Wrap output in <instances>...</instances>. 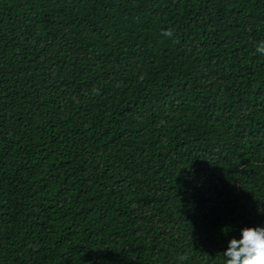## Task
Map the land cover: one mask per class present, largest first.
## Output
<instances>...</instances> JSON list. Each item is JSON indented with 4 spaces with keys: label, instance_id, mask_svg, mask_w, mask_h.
Here are the masks:
<instances>
[{
    "label": "trees",
    "instance_id": "trees-1",
    "mask_svg": "<svg viewBox=\"0 0 264 264\" xmlns=\"http://www.w3.org/2000/svg\"><path fill=\"white\" fill-rule=\"evenodd\" d=\"M261 41L264 0H0V264H224L264 226Z\"/></svg>",
    "mask_w": 264,
    "mask_h": 264
},
{
    "label": "clouds",
    "instance_id": "clouds-1",
    "mask_svg": "<svg viewBox=\"0 0 264 264\" xmlns=\"http://www.w3.org/2000/svg\"><path fill=\"white\" fill-rule=\"evenodd\" d=\"M171 36L172 33L166 32ZM256 52L264 55V41L256 46ZM224 264H264V226L244 227L239 239L233 237L223 252ZM187 257L181 256L184 261Z\"/></svg>",
    "mask_w": 264,
    "mask_h": 264
}]
</instances>
